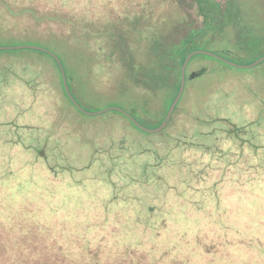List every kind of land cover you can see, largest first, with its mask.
<instances>
[{"label":"rangeland","instance_id":"rangeland-1","mask_svg":"<svg viewBox=\"0 0 264 264\" xmlns=\"http://www.w3.org/2000/svg\"><path fill=\"white\" fill-rule=\"evenodd\" d=\"M183 1L0 0V47L155 130L179 89L148 39L199 23ZM234 2L252 40L197 44L236 66L194 56L159 133L0 51V264H264V0Z\"/></svg>","mask_w":264,"mask_h":264},{"label":"trees","instance_id":"trees-1","mask_svg":"<svg viewBox=\"0 0 264 264\" xmlns=\"http://www.w3.org/2000/svg\"><path fill=\"white\" fill-rule=\"evenodd\" d=\"M177 4H179V8L181 10H187V4L183 0H178ZM188 6L196 9L199 23L198 21H196L197 19H194L187 12L185 13L184 18L179 19L174 23V31L172 30L170 32L162 33L159 30L154 29L153 27L154 35H151L150 39H148L151 47V52L149 56H145L148 61L151 60V67H158L159 65H167L168 63H172L170 79L173 81V89L176 91L180 88L182 65L185 62L187 56L196 50L195 47L197 46V44L203 42L210 45L209 43L214 42L216 40L215 38L223 35L226 29L233 31L237 30L239 32V36H241V40L246 42L247 44H249L252 40L247 35V27L243 26L240 23L241 8L237 2H234V0H191ZM151 20L152 19H150V21ZM144 25L145 26L143 28L140 25V27H138L142 36H145V29L149 28L148 26H151L148 24V20L147 24L144 22ZM134 26H132V28H135ZM242 34H244L245 37H243ZM224 38L226 39V36ZM120 47L122 52L121 55H124L125 48L123 45H120ZM236 49L242 50V48ZM44 55L51 58L54 61L55 65L58 67L57 63L52 57L47 54ZM137 58L139 59L140 56H138ZM137 58L133 60V63H135ZM130 78L134 81V83L138 85L142 84L140 83L141 80L139 75L135 76L133 74H130ZM146 82L147 83L143 85L148 86V89H151L152 86L154 89L155 84L156 87H163L162 83L156 81L155 78H152L151 76L146 77ZM62 89L64 91L63 84ZM64 95L67 97L66 93H64ZM73 107L75 108L74 105ZM164 114L167 115L166 112ZM121 116H123L131 123V121L127 117L122 114ZM162 123L163 120L160 122L159 126ZM131 124L135 126L133 123Z\"/></svg>","mask_w":264,"mask_h":264},{"label":"water","instance_id":"water-1","mask_svg":"<svg viewBox=\"0 0 264 264\" xmlns=\"http://www.w3.org/2000/svg\"><path fill=\"white\" fill-rule=\"evenodd\" d=\"M10 50H33V51H37V52H41V53H44V54H47L49 55L50 57H52L55 62L57 63L58 65V68H59V71H60V74H61V79H62V83H63V88H64V91L69 99V101L75 106V108L83 115H86V116H90V117H95V116H99V115H102V114H105L107 112H118L122 115H124L125 117H127L131 123H133L137 128H139L140 130H143L145 132H148V133H159L161 132L162 130H164L170 120H171V117L175 111V108L183 94V91H184V88H185V83H186V70H187V67L191 61V59L194 57V56H197V55H204V56H208V57H211V58H214L216 60H219V61H222L230 66H236L235 64H232L228 61H226L225 59L217 56V55H214L212 53H209V52H206V51H194L192 53H190L185 62L183 63L182 65V69H181V82H180V88H179V91H178V95H177V98L176 100L173 102V104L171 105L163 123L155 130H148L146 128H144L143 126H141L129 113H127L126 111L124 110H121V109H118V108H108V109H105V110H102V111H98V112H92V113H89L87 111H85L77 102L76 100L74 99V97L72 96L71 94V91L68 87V83H67V78H66V74H65V70H64V67H63V64L61 62V60L55 55L53 54L52 52L44 49V48H41L39 46H33V45H19V46H14V47H0V51H10ZM264 62V56L259 59L257 62H255L254 64H252L251 66L249 67H241V68H253L257 65H259L260 63ZM238 67V66H237Z\"/></svg>","mask_w":264,"mask_h":264}]
</instances>
